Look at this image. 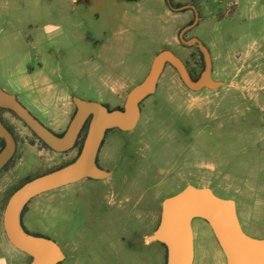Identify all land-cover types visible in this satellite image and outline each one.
Listing matches in <instances>:
<instances>
[{
    "label": "rangeland",
    "instance_id": "1",
    "mask_svg": "<svg viewBox=\"0 0 264 264\" xmlns=\"http://www.w3.org/2000/svg\"><path fill=\"white\" fill-rule=\"evenodd\" d=\"M231 4L234 14L219 19ZM199 7L184 36L208 47L212 76L223 84L190 90L167 64L134 129L106 134L98 154L109 178H83L29 201L23 224L60 245L66 256L58 264H164L163 247L147 236L162 199L188 183L233 198L243 230L264 237V0H200ZM193 19L191 7L171 10L164 0H0V86L48 128L50 115L62 126L75 110L72 95L122 105L159 50L191 59L196 48L179 31ZM2 116L19 140L0 173V264H26L4 234V198L20 179L74 151L31 144L23 121ZM192 226L194 264H225L207 224Z\"/></svg>",
    "mask_w": 264,
    "mask_h": 264
},
{
    "label": "water",
    "instance_id": "2",
    "mask_svg": "<svg viewBox=\"0 0 264 264\" xmlns=\"http://www.w3.org/2000/svg\"><path fill=\"white\" fill-rule=\"evenodd\" d=\"M186 7L194 10V19L180 29L179 38L202 54L204 66L196 79L192 78L179 55L169 48H163L153 56L144 78L128 90L121 108L109 109L100 101L72 95L75 111L62 134L44 125L18 100L16 94L0 86V107L11 109L53 151L65 152L73 148L88 121L81 149L75 159L25 181L9 195L3 207L1 223L4 234L12 246L30 257L27 264H58L66 255L52 238L27 231L22 222L24 206L43 192L83 178H107L110 171L96 162L106 131L112 128L122 131L134 129L141 114V101L156 90L159 77L167 64L175 69L182 83L190 90L215 89L223 84V81L212 76V57L208 47L197 36H184L200 18L191 3L176 9ZM0 138L4 141L0 148L1 170L17 147L13 133L1 119ZM195 218L203 219L210 227L225 257V264H264V237H256L243 230L235 200L216 194L209 186L192 183L162 199L158 223L147 236L148 241H157L165 246V264H193L192 221Z\"/></svg>",
    "mask_w": 264,
    "mask_h": 264
},
{
    "label": "trees",
    "instance_id": "3",
    "mask_svg": "<svg viewBox=\"0 0 264 264\" xmlns=\"http://www.w3.org/2000/svg\"><path fill=\"white\" fill-rule=\"evenodd\" d=\"M132 1H136V0H132ZM166 5L168 6L169 9L171 10H177L176 8L179 7L181 4L179 2H176L175 0H164ZM199 1L200 0H191L190 2L195 6V8L197 9L198 13H199V16H201V9L199 7ZM76 2L78 3H84V4H89L90 3V0H76ZM235 12V5L234 4H231V5H228L227 8H226V12L225 14L224 13H218L216 16L219 18V19H222V18H226V17H231ZM225 15V16H224ZM192 20H189L188 23H190ZM190 73V75L192 76V78L196 79L200 72L202 71L203 69V66H204V62H203V58H202V54L200 51L198 50H194L193 51V56L191 57V59H182ZM108 105V104H106ZM121 108V107H119ZM3 111H8L10 112L12 115H14L15 117H17L19 119V117L11 110V109H6V108H3V107H0V119L3 121V123L8 127V129L13 133L14 137H15V140H16V143L18 142L19 138H18V135L17 133L15 132L14 128L8 124L3 116H2V112ZM75 111V110H74ZM74 113V112H73ZM73 113L71 114V116L73 115ZM24 123V122H23ZM25 124V123H24ZM87 124H88V121L85 123L84 127L82 128L80 134H79V137L75 143V145L73 146V148H71L70 150H67L65 152H62L63 154H68L70 151H74L73 155L70 156L69 158H67L63 163L59 164V165H56L54 168L52 169H49V170H46L45 172L47 171H50V170H53L55 168H58V167H61L69 162H71L72 160L75 159V157L78 155L80 149H81V146H82V142H83V138L85 136V132H86V129H87ZM113 129H108L106 131V134L110 131H112ZM64 132V131H63ZM63 132L59 133V134H62ZM32 137H30L28 139V141L31 143V144H34V143H37L40 147L42 148H46V149H50L49 146L44 142L42 141L40 138L37 137V135H35L32 131ZM106 136V135H105ZM104 143V139L102 141V144ZM4 144V141L3 139L0 138V148L3 146ZM101 144V145H102ZM51 150V149H50ZM15 154H16V151L14 153V155L11 157V159L4 165V167L0 170V173L2 171H5L7 170L13 163V160H14V157H15ZM44 173V172H43ZM39 174H42V173H37V174H34V175H26L25 177H23L22 179H20L15 185H13L11 187V189L8 191V193L6 194L5 198H4V202H3V206L2 208L4 207L5 203H6V200L7 198L9 197V195L16 189L18 188L21 184H23L25 181L31 179L32 177L34 176H37ZM28 210V204H26L23 208V211H22V218L25 214V212ZM25 227V226H24ZM29 231V230H27ZM34 234H40L39 232H35V231H30ZM160 245L163 247V250H164V253H163V258H164V264H165V258H166V250H165V246L160 243ZM28 259L30 260V257L27 255ZM28 263V262H27ZM26 263V264H27Z\"/></svg>",
    "mask_w": 264,
    "mask_h": 264
},
{
    "label": "crops",
    "instance_id": "4",
    "mask_svg": "<svg viewBox=\"0 0 264 264\" xmlns=\"http://www.w3.org/2000/svg\"><path fill=\"white\" fill-rule=\"evenodd\" d=\"M90 1H93V0H90ZM75 2H76V0H75ZM116 104H114V106H115ZM70 118H71V116L70 117H68V116H66V119H65V121H63V125L62 126H60V124H58L55 120H54V116H52V115H50V116H46V119L48 120V122H49V124L51 125V130H53V131H55V132H58V133H61V132H63L65 129H66V127H67V125H68V122H69V120H70ZM27 212H29V209L25 212V214L27 215ZM24 214V216H23V218H25V215ZM23 218H22V222H23ZM193 220H203V219H200V218H195V219H193ZM204 221V220H203ZM193 222V221H192ZM205 222V221H204ZM206 223V222H205ZM207 224V223H206ZM207 226H208V224H207ZM156 227V226H155ZM208 228H209V230H210V232H211V234H212V236H213V238L215 239V237H214V235H213V233H212V231H211V229H210V227L208 226ZM193 232H194V230H193ZM215 241H216V239H215ZM217 242V241H216Z\"/></svg>",
    "mask_w": 264,
    "mask_h": 264
},
{
    "label": "flooded vegetation",
    "instance_id": "5",
    "mask_svg": "<svg viewBox=\"0 0 264 264\" xmlns=\"http://www.w3.org/2000/svg\"><path fill=\"white\" fill-rule=\"evenodd\" d=\"M184 27V26H183ZM193 36H196V35H190V36H188V37H193ZM105 104V103H104ZM123 105V104H122ZM122 105H115V106H110V105H107V107L109 108V109H112V108H119V107H122ZM112 129H118V128H112ZM118 130H120V129H118ZM120 131H122V130H120ZM55 132V131H54ZM57 134H59L58 132H56ZM105 138V137H104ZM101 147V146H100ZM96 162H97V164L100 166V167H102V168H105V169H107V170H109L110 171V175L107 177V178H109L111 175H112V170L109 168V167H106L105 165H103L102 163H101V161H100V159H99V154L97 155V158H96ZM107 178H104V179H107ZM87 179H89V180H104V179H95V178H87ZM194 258H195V246H194V257H193V264H194Z\"/></svg>",
    "mask_w": 264,
    "mask_h": 264
}]
</instances>
